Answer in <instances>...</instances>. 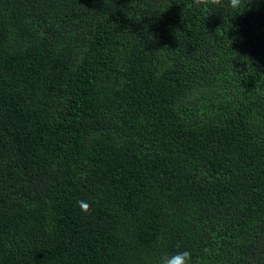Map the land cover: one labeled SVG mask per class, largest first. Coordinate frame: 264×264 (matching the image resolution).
<instances>
[{"label":"trees","instance_id":"trees-1","mask_svg":"<svg viewBox=\"0 0 264 264\" xmlns=\"http://www.w3.org/2000/svg\"><path fill=\"white\" fill-rule=\"evenodd\" d=\"M183 250L264 264V0H0V264Z\"/></svg>","mask_w":264,"mask_h":264},{"label":"clouds","instance_id":"clouds-1","mask_svg":"<svg viewBox=\"0 0 264 264\" xmlns=\"http://www.w3.org/2000/svg\"><path fill=\"white\" fill-rule=\"evenodd\" d=\"M197 5L223 6V0H195ZM241 0H228V6L236 9L240 6ZM78 207L84 213L90 211L91 205L84 200L77 202ZM191 252L188 250L177 251L171 254H165L158 260V264H192Z\"/></svg>","mask_w":264,"mask_h":264}]
</instances>
